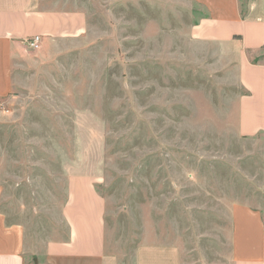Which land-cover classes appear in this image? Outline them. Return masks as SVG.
Listing matches in <instances>:
<instances>
[{
    "label": "rangeland",
    "instance_id": "obj_1",
    "mask_svg": "<svg viewBox=\"0 0 264 264\" xmlns=\"http://www.w3.org/2000/svg\"><path fill=\"white\" fill-rule=\"evenodd\" d=\"M60 3V35L28 41L0 98V212L37 248L67 238L68 185L87 178L108 244L132 255L176 240L192 264L227 263L233 204L264 209V133L239 134L232 61L189 36L207 13L189 0Z\"/></svg>",
    "mask_w": 264,
    "mask_h": 264
},
{
    "label": "crops",
    "instance_id": "obj_2",
    "mask_svg": "<svg viewBox=\"0 0 264 264\" xmlns=\"http://www.w3.org/2000/svg\"><path fill=\"white\" fill-rule=\"evenodd\" d=\"M60 2L0 0V98L11 92L13 63L28 41L40 36L41 47L60 35L65 18ZM189 4H200L207 13L190 27L189 36L220 47L221 58L232 61L235 83L242 91L237 98L239 134L264 133V62L252 59V54L264 51V0H247L245 11L241 0H189ZM68 186L67 238L37 248L24 227L9 224L0 212V264H192L186 245L176 240L143 239L132 255L108 244L104 204L93 183L72 178ZM229 230L224 264H264V209L234 203Z\"/></svg>",
    "mask_w": 264,
    "mask_h": 264
},
{
    "label": "built area",
    "instance_id": "obj_3",
    "mask_svg": "<svg viewBox=\"0 0 264 264\" xmlns=\"http://www.w3.org/2000/svg\"><path fill=\"white\" fill-rule=\"evenodd\" d=\"M40 36H35L33 39L29 41V46L32 49H39L40 47Z\"/></svg>",
    "mask_w": 264,
    "mask_h": 264
}]
</instances>
